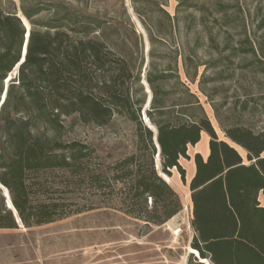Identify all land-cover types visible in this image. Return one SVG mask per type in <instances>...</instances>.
<instances>
[{
  "label": "trees",
  "instance_id": "trees-1",
  "mask_svg": "<svg viewBox=\"0 0 264 264\" xmlns=\"http://www.w3.org/2000/svg\"><path fill=\"white\" fill-rule=\"evenodd\" d=\"M18 1L0 6V187L11 203L7 209L0 190V230L97 210L162 227L182 210L162 176L175 171L185 183L180 161L192 160L187 264H264V133L233 124L220 139L181 84L177 57L166 69L145 64L142 38L128 20L125 30L64 0ZM130 1L149 43L172 37L175 26L159 0ZM18 12L30 26L22 62L26 31ZM241 27L243 53L264 59V46L255 48ZM15 68L16 79L4 88ZM186 74L195 81V73ZM259 109L264 115V103ZM116 119L132 127L134 146L115 161L100 160L74 135L77 126L105 128ZM202 134L208 155L190 158Z\"/></svg>",
  "mask_w": 264,
  "mask_h": 264
},
{
  "label": "rangeland",
  "instance_id": "rangeland-1",
  "mask_svg": "<svg viewBox=\"0 0 264 264\" xmlns=\"http://www.w3.org/2000/svg\"><path fill=\"white\" fill-rule=\"evenodd\" d=\"M8 3L19 6L18 0H0L2 8H8ZM64 3L125 30L128 20L142 38L145 64L166 69L174 66L176 56L181 84L197 96L220 139H225L223 127L233 124L264 133V115L259 109L264 103V59L243 53L247 45L241 27L245 24L255 48L264 46V0H159L175 30L170 39L154 37L152 43L130 0ZM153 18L163 22L160 14L154 13ZM186 72L195 73V81ZM16 77L15 68L3 87ZM74 135L89 142L104 162L126 156L134 146L132 127L119 119L105 128L77 126ZM196 150L200 148H190V156ZM155 162L159 172L157 156ZM180 163L185 183L175 171L170 178L164 176L182 205L170 219L178 227L175 233L166 227L168 222L162 227L145 226L119 212L97 210L38 228L19 224L16 230H0V264H187L192 251L190 165L183 159Z\"/></svg>",
  "mask_w": 264,
  "mask_h": 264
},
{
  "label": "crops",
  "instance_id": "crops-1",
  "mask_svg": "<svg viewBox=\"0 0 264 264\" xmlns=\"http://www.w3.org/2000/svg\"><path fill=\"white\" fill-rule=\"evenodd\" d=\"M203 135H205V134L201 135L200 142L194 147V148H200V151L199 150L194 151L193 155L195 153H199L203 158H206L208 155V138L206 140H204ZM188 155L190 158H192V156H193V155L190 156L189 150H188ZM188 163L190 165L189 166V172H190V179H191V177L194 174V164H193L192 160L188 161ZM180 165H181V163H180Z\"/></svg>",
  "mask_w": 264,
  "mask_h": 264
},
{
  "label": "water",
  "instance_id": "water-1",
  "mask_svg": "<svg viewBox=\"0 0 264 264\" xmlns=\"http://www.w3.org/2000/svg\"><path fill=\"white\" fill-rule=\"evenodd\" d=\"M17 18L20 19V21H21L23 27L25 28L26 34H27V33H28V29L26 28V26L24 25L22 19L18 16V14H17ZM24 20H25V19H24ZM25 22H27V21L25 20ZM28 35H29V33H28ZM26 42H27V39H26V35H25V37H24V43H23V47H22V50H21V61L23 60V55H24V51H25V44H26ZM144 118H145V114H143V116H142V120H143V122L145 123V125H147L146 122H145V119H144ZM147 127H148L149 129H151L148 125H147ZM151 130H152V129H151ZM153 131H154V130H153ZM154 141L156 142V139H154ZM0 190L2 191V195H3V197L5 198L7 209H11V208H10L11 203H10V199H9V195H8L7 191L4 190V189H2L1 187H0Z\"/></svg>",
  "mask_w": 264,
  "mask_h": 264
},
{
  "label": "bare ground",
  "instance_id": "bare-ground-1",
  "mask_svg": "<svg viewBox=\"0 0 264 264\" xmlns=\"http://www.w3.org/2000/svg\"><path fill=\"white\" fill-rule=\"evenodd\" d=\"M19 17L22 19V21H23V23H24V25L26 26V28L28 29V33H29V30H30V26H29V24H28V22H25V20H24V18L22 17V15L21 14H19ZM28 33L26 34V39L28 38ZM27 43V42H26ZM25 48H26V44H25ZM24 55H25V51H24ZM24 55H23V57H24ZM23 61V60H22ZM21 61V62H22ZM145 119V121H146V123H147V120H146V118H144ZM150 127V126H149ZM151 128V127H150ZM152 129V128H151ZM153 130V129H152ZM161 175V174H160ZM163 178H164V176H162ZM166 180V179H165ZM10 208H11V206H10ZM175 219V218H174ZM169 230H171L173 233H175L176 231H177V228L175 227V223H174V220H170V221H168V223H167V226H166ZM168 232V231H167Z\"/></svg>",
  "mask_w": 264,
  "mask_h": 264
}]
</instances>
